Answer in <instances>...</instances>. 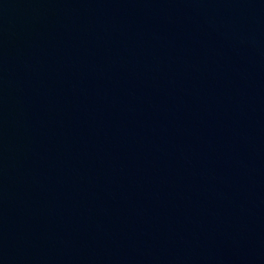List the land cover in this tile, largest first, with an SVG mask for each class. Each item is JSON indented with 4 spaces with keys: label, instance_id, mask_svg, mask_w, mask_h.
<instances>
[{
    "label": "water",
    "instance_id": "obj_1",
    "mask_svg": "<svg viewBox=\"0 0 264 264\" xmlns=\"http://www.w3.org/2000/svg\"><path fill=\"white\" fill-rule=\"evenodd\" d=\"M0 264H264V0H0Z\"/></svg>",
    "mask_w": 264,
    "mask_h": 264
}]
</instances>
